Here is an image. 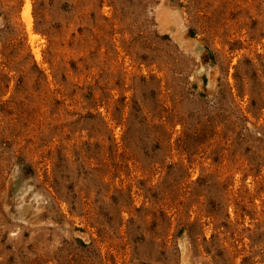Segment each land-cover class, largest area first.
<instances>
[{
    "label": "rangeland",
    "instance_id": "obj_1",
    "mask_svg": "<svg viewBox=\"0 0 264 264\" xmlns=\"http://www.w3.org/2000/svg\"><path fill=\"white\" fill-rule=\"evenodd\" d=\"M0 264H264V0H0Z\"/></svg>",
    "mask_w": 264,
    "mask_h": 264
}]
</instances>
